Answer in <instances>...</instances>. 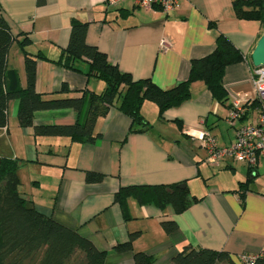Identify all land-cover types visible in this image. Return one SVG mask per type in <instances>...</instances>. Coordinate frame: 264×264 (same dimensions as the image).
Masks as SVG:
<instances>
[{"label": "crops", "instance_id": "obj_1", "mask_svg": "<svg viewBox=\"0 0 264 264\" xmlns=\"http://www.w3.org/2000/svg\"><path fill=\"white\" fill-rule=\"evenodd\" d=\"M0 13L18 39L28 37L25 51L50 60L67 45L71 22H87L88 44L134 79L150 78L163 89L187 79L192 60L209 54L219 33L226 36L244 58L225 68V102L197 80L191 84L190 98L166 109L162 118L155 103L144 101L141 110L149 122L145 131L130 133L131 119L112 107L96 122L101 137L79 143L67 136H36L33 127H20L18 101L13 100L8 123L0 130V156L18 159V167L28 166L21 172L35 178L29 194L20 189L22 194L39 211L106 251V264H135L133 251L154 256L152 264H176L172 257L185 245L230 255L231 260L214 264H242V254L264 255V158L242 205L230 190L246 179L247 166L228 157L218 166L208 164L198 139L205 133L218 146H227L239 126L255 120L251 53L264 27L258 20L237 18L232 0H182L168 14L140 8L134 0H124L114 9H108L105 0H0ZM50 60H36L34 87L45 96L62 98L105 87L96 77ZM85 66L78 64L82 70ZM8 68L17 71L24 86V51L17 43L10 48ZM62 85L69 91L60 92ZM236 98L246 101L240 106L243 116L233 126L228 119ZM77 118L72 109L45 110L34 114V123L71 124ZM89 171L104 174L103 180L87 182ZM172 183H185L200 199L181 213L171 206L140 204L133 197L123 205L114 200L121 186ZM166 220L177 223L169 234L161 225ZM134 231L140 235L132 242V251H116Z\"/></svg>", "mask_w": 264, "mask_h": 264}, {"label": "trees", "instance_id": "obj_2", "mask_svg": "<svg viewBox=\"0 0 264 264\" xmlns=\"http://www.w3.org/2000/svg\"><path fill=\"white\" fill-rule=\"evenodd\" d=\"M232 6L237 18L258 20L264 26V0H232ZM87 27V22L73 20L67 45L61 49L56 60H50L44 54L25 51L28 37L18 39L0 13V130L8 123L10 102L17 100L18 125L33 127L36 136H67L79 143H94L101 137L95 131L96 122L112 107L131 119L130 133L145 131L149 122L141 110L144 101L155 103L158 118H162L166 109L187 101L191 96V84L200 80L215 99L225 102L227 91L222 83L225 68L244 58L226 36L219 33L213 50L204 57L192 60L187 79L163 89L150 78L134 79L130 73L109 62L105 53L86 42ZM13 43L19 44L24 51V86L20 84L17 71L8 68V54ZM38 58L83 72L88 77H96L104 82L105 87L99 92L83 90L79 95L62 98L45 96L34 87ZM80 62L86 65L84 70L78 67ZM62 91L69 89L62 85ZM59 109H72L78 118L71 124L34 123L37 111ZM81 113H84L83 118H79ZM18 162L16 158L0 156V264H106V251L97 249L77 230L39 211L22 194ZM257 176L256 168L247 167L246 179L239 181L236 189L230 190L239 195L242 205L246 190ZM103 178L102 173H86L87 182H100ZM179 184L121 186L115 192L114 200L123 205L128 197H133L140 204H151L159 209L171 206L175 213H181L200 198L191 195L186 185L181 187ZM161 225L168 234L177 228L173 220L162 221ZM139 235L140 231L131 232L128 240L117 244L115 250L132 251V242ZM133 258L135 264H152L154 261V256L142 251H133ZM172 260L176 264H214L231 258L225 251L185 245ZM260 262H264V257L257 259L256 264Z\"/></svg>", "mask_w": 264, "mask_h": 264}, {"label": "built area", "instance_id": "obj_3", "mask_svg": "<svg viewBox=\"0 0 264 264\" xmlns=\"http://www.w3.org/2000/svg\"><path fill=\"white\" fill-rule=\"evenodd\" d=\"M124 0H105L108 9L117 8ZM143 9L160 10L166 14L177 8L182 0H134ZM166 41L162 40V48H166ZM254 101H257V116L250 123L243 124L236 129L234 141L227 146H218L215 138L205 133L198 137L200 145L206 152L208 164L218 166L228 157L249 168H256L261 158H264V66L254 67L251 74ZM246 99L236 98L233 111L229 116V123L235 125L243 116L241 104ZM248 102V101H247ZM264 255L242 254V264H256L257 259Z\"/></svg>", "mask_w": 264, "mask_h": 264}, {"label": "water", "instance_id": "obj_4", "mask_svg": "<svg viewBox=\"0 0 264 264\" xmlns=\"http://www.w3.org/2000/svg\"><path fill=\"white\" fill-rule=\"evenodd\" d=\"M251 61L254 67L264 66V27L261 36L259 37L252 53ZM179 186H185V183L179 184Z\"/></svg>", "mask_w": 264, "mask_h": 264}, {"label": "rangeland", "instance_id": "obj_5", "mask_svg": "<svg viewBox=\"0 0 264 264\" xmlns=\"http://www.w3.org/2000/svg\"><path fill=\"white\" fill-rule=\"evenodd\" d=\"M28 166H20L18 167L17 171L18 174L20 176V185H19V189L26 191L27 193L25 194H29L31 186H32V181L34 180L35 177H29L30 175L21 172V171H26ZM219 170L215 169V172H218ZM38 189V188H36ZM33 192H35V194L38 196V193L34 190Z\"/></svg>", "mask_w": 264, "mask_h": 264}]
</instances>
